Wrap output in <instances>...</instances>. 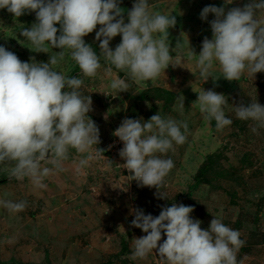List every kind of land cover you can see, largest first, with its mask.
Instances as JSON below:
<instances>
[{
    "label": "rangeland",
    "instance_id": "374dc122",
    "mask_svg": "<svg viewBox=\"0 0 264 264\" xmlns=\"http://www.w3.org/2000/svg\"><path fill=\"white\" fill-rule=\"evenodd\" d=\"M250 2L253 0H231V3L148 0L150 11L176 18L175 26L168 29L167 42L172 62L180 63L175 67L169 64L155 80L134 81L127 71L111 66L102 56L96 75L85 77L66 54L56 70L84 81L80 91L92 100V110L86 119L95 122L100 136V143L92 146L93 153L108 146L113 130L125 118L143 122L159 114L186 121V140L183 144L174 143V151L157 154L174 162L160 188L166 198H159L155 187L139 186L122 162L118 165L109 158L115 154L112 147H108L109 155L103 151V156L79 170L78 162L86 154L73 148H69L68 159L63 161V171L41 162V168L52 169L42 181L43 188L34 186L29 177L9 179L7 169L13 165L0 164V200L27 202L20 212H9L0 205V264H168L159 255L158 247L143 259L132 258L134 240L147 233L131 225V221L136 209L155 217L163 207L174 203L192 206L190 217L199 219L204 230L215 217L237 230L245 241L237 251L238 264H264V128L253 132L256 122L238 119L235 112L240 104L247 106L257 101L264 105V71L253 75L246 69L239 81H229L222 76L218 62H214L212 74L216 78L209 76L204 81L197 68L204 38H213L210 21L215 19L214 13H209L206 20L201 19L203 8L224 7L226 13ZM117 3L125 10L124 22H129L127 14L134 0H117ZM257 18L264 20V10H257ZM37 22L34 11L15 17L7 9H0V46L16 54L22 62L47 63L61 49L48 45L49 52L35 51L21 34L22 29H31ZM54 26L60 35V24ZM100 27L98 24L83 37L98 56L101 50L96 32ZM121 39L122 35L118 34L109 47L114 50ZM177 42L182 47L176 53L173 49ZM191 50L194 53L189 59ZM117 78L128 83L127 91L111 89V81ZM154 87L170 89L175 96L170 101L140 97L144 91L154 92ZM203 90H213L226 97L224 112L232 120L230 125L217 129L214 119H204L196 101ZM63 91H68L67 86ZM182 96L181 114L176 106ZM165 239L162 231L158 246Z\"/></svg>",
    "mask_w": 264,
    "mask_h": 264
},
{
    "label": "clouds",
    "instance_id": "9594fccd",
    "mask_svg": "<svg viewBox=\"0 0 264 264\" xmlns=\"http://www.w3.org/2000/svg\"><path fill=\"white\" fill-rule=\"evenodd\" d=\"M0 9H7L15 17L34 11L38 22L31 29H22L21 34L35 51L49 52L48 45L61 49L47 63H29L0 46V164L13 165L7 169L9 179L29 177L34 186L43 188L42 181L52 169L41 168V162L63 171V161L68 159L69 148H73L86 154L78 162L79 170L103 156L105 148L92 152V146L100 143V136L95 122L86 119L92 100L80 91L84 81L56 70L66 54L85 77L96 75L101 56L116 69L127 71L129 78L137 82L155 80L169 64L180 65L179 61L172 62L167 42L168 29L175 26L176 18L150 11L148 0H134L127 23L117 0H0ZM257 10H264V0H253L226 13L224 7L203 8L201 19L215 14L210 21L213 38H204L197 60L204 81L213 76L214 62H218L222 76L229 81H239L246 69L253 75L264 71V20L257 18ZM57 23L61 26L60 35L54 26ZM98 24L100 56L83 39ZM118 34L122 35L121 42L112 50L109 42ZM181 47L177 42L173 50L177 53ZM193 53L189 52V59ZM65 86L68 91L62 92ZM110 87L118 92L129 89L128 83L118 78L111 81ZM196 101L204 119H214L217 129L232 123L225 116L227 100L223 94L203 90ZM176 108L183 113V96ZM235 112L238 119L256 122L253 132L264 128V105L257 101L247 106L240 104ZM187 131L186 121L159 114L143 122L125 118L114 135L123 142L119 156L133 174L129 176L141 187L157 188L159 198H166L160 188L174 162L157 154L174 151L173 144H183ZM0 205L9 212H20L27 202L0 200ZM192 211V206L175 203L163 207L155 217L136 209L131 225L147 235L134 240L132 258L143 259L158 247L159 255L168 264H238L237 251L245 243L240 233L216 217L204 230L199 219L190 217ZM162 231L166 239L158 246Z\"/></svg>",
    "mask_w": 264,
    "mask_h": 264
},
{
    "label": "trees",
    "instance_id": "16d2710c",
    "mask_svg": "<svg viewBox=\"0 0 264 264\" xmlns=\"http://www.w3.org/2000/svg\"><path fill=\"white\" fill-rule=\"evenodd\" d=\"M123 3L124 2H122L121 4ZM124 13H125V10H123L121 14H124ZM153 89H154V92H150L149 90L144 91L143 93L140 94V97L145 98V99H151L154 97V98H159V99H164L166 101H170L175 96V92H173L170 89H164L163 87H154ZM132 119H137V118H132Z\"/></svg>",
    "mask_w": 264,
    "mask_h": 264
},
{
    "label": "built area",
    "instance_id": "2783aa9c",
    "mask_svg": "<svg viewBox=\"0 0 264 264\" xmlns=\"http://www.w3.org/2000/svg\"><path fill=\"white\" fill-rule=\"evenodd\" d=\"M120 126V125H119ZM118 126V127H119ZM117 128V127H116ZM115 128V129H116ZM115 129L113 130V133H114V131H115ZM107 147H105V152H107L108 153V155H109V153H110V151L108 150V147L109 146H111L112 148H113V150L115 151V154L114 155H109L108 157L109 158H111V159H114L116 162H118V165H120V163L122 162V164H123V166L125 167V163H126V161L123 159V158H121L120 156H119V151H120V149L123 147V142L122 141H120L119 140V138L118 137H116L115 135L113 136V139L111 140V141H109L108 143H107ZM107 149V150H106ZM126 169V171L128 172V173H131V172H129V170L127 169V168H125ZM131 175H133L132 173H131Z\"/></svg>",
    "mask_w": 264,
    "mask_h": 264
}]
</instances>
